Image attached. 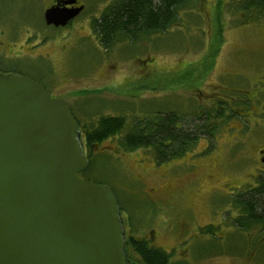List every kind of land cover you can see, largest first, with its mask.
I'll return each mask as SVG.
<instances>
[{
    "label": "rangeland",
    "instance_id": "1",
    "mask_svg": "<svg viewBox=\"0 0 264 264\" xmlns=\"http://www.w3.org/2000/svg\"><path fill=\"white\" fill-rule=\"evenodd\" d=\"M48 1L0 0V73L43 84L81 123L101 114L125 116L124 129L161 113H185L190 123L193 112L214 117L213 141L202 133L167 161L125 150L119 136L92 152L87 174L117 196L128 259L142 264L134 235L169 252L171 264H264V231L233 225L232 201L264 173V15L239 9L242 0H194L162 32L106 51L91 25L113 0H80L65 27L45 22Z\"/></svg>",
    "mask_w": 264,
    "mask_h": 264
},
{
    "label": "water",
    "instance_id": "2",
    "mask_svg": "<svg viewBox=\"0 0 264 264\" xmlns=\"http://www.w3.org/2000/svg\"><path fill=\"white\" fill-rule=\"evenodd\" d=\"M82 9L53 5L45 22L64 26ZM80 135L66 99L0 73V264H135L115 192L78 175Z\"/></svg>",
    "mask_w": 264,
    "mask_h": 264
},
{
    "label": "trees",
    "instance_id": "3",
    "mask_svg": "<svg viewBox=\"0 0 264 264\" xmlns=\"http://www.w3.org/2000/svg\"><path fill=\"white\" fill-rule=\"evenodd\" d=\"M193 1L113 0L99 17L93 19L92 30L99 44L108 51L118 42L124 40L136 42L146 34L162 32L167 26L177 22L180 12L190 6ZM238 8L250 15L263 16L264 0H242ZM215 112L217 116L219 112ZM161 114V118L156 120L135 118L125 129L126 118L121 114H101L96 120L85 123H81L74 114L88 150L89 166L92 164L91 154L96 146L114 136H119L120 144L125 150L133 151L138 148L150 150L157 163L183 155L195 145L202 133L211 141L214 139L212 133L214 126L210 122L214 117L208 112L203 115L191 113L190 116L196 118L193 124L186 121L185 113ZM200 120H203L202 125H198L197 121ZM89 166L81 173L87 179H89L87 174ZM232 201L238 210V215L233 219V225L241 230L256 226L259 227V232L264 231V173L258 175L255 185L235 193ZM120 209H122L121 206ZM129 244L142 264H171V254L165 249L150 245L145 238L130 235Z\"/></svg>",
    "mask_w": 264,
    "mask_h": 264
},
{
    "label": "flooded vegetation",
    "instance_id": "4",
    "mask_svg": "<svg viewBox=\"0 0 264 264\" xmlns=\"http://www.w3.org/2000/svg\"><path fill=\"white\" fill-rule=\"evenodd\" d=\"M53 5H57V6H59V7H62L65 11H69L70 9H74V8H78V7H80L81 6V1L80 0H49L48 1V4H47V8L48 7H51V6H53ZM46 8V9H47ZM82 11V10H81ZM81 11L74 17V18H76L80 13H81ZM73 18V19H74ZM73 19H71L69 22H68V24L69 23H71L72 21H73ZM67 24V25H68ZM66 25V26H67ZM58 27V26H57ZM65 27V26H64ZM43 85V84H42ZM47 88V87H46ZM51 96L52 97H56V96H54L53 95V92H51ZM264 150V148L263 149H261L260 150V153H261V157L264 155V152H262ZM87 157V156H86ZM89 166V165H88ZM81 175V174H80ZM82 177V176H81ZM82 178H84V177H82ZM148 195L150 196V197H152V196H154V194H153V192L152 191H150V192H148ZM204 228V230L205 231H207V232H210V233H212L213 232V230L212 229H210V227H208V226H206V227H203ZM152 232V231H151ZM153 233V232H152ZM209 234V233H208ZM130 236V235H129ZM128 241H129V238H128ZM174 264H182V263H174Z\"/></svg>",
    "mask_w": 264,
    "mask_h": 264
}]
</instances>
